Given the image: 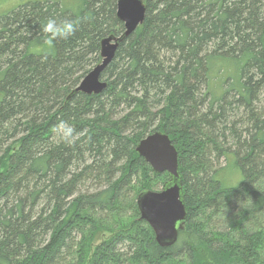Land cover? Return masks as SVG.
Returning <instances> with one entry per match:
<instances>
[{"label":"trees","instance_id":"1","mask_svg":"<svg viewBox=\"0 0 264 264\" xmlns=\"http://www.w3.org/2000/svg\"><path fill=\"white\" fill-rule=\"evenodd\" d=\"M143 1L105 89L69 99L124 29L117 0H23L0 16V264H264V0ZM49 18L81 23L42 61L31 49ZM155 130L177 149L187 211L168 247L135 201L168 178L134 150ZM229 165L235 185L221 183Z\"/></svg>","mask_w":264,"mask_h":264},{"label":"water","instance_id":"2","mask_svg":"<svg viewBox=\"0 0 264 264\" xmlns=\"http://www.w3.org/2000/svg\"><path fill=\"white\" fill-rule=\"evenodd\" d=\"M145 12L143 0H117L116 16L123 23V31L100 40L101 61L81 78L66 99L78 92L92 95L105 89L107 82L101 78L103 70L114 58L119 44L142 24ZM134 150L154 173H167L168 178L160 190H141L135 201L139 218L148 223L154 240L162 247L171 246L185 229L187 218L177 149L166 132L155 130L138 140Z\"/></svg>","mask_w":264,"mask_h":264},{"label":"clouds","instance_id":"3","mask_svg":"<svg viewBox=\"0 0 264 264\" xmlns=\"http://www.w3.org/2000/svg\"><path fill=\"white\" fill-rule=\"evenodd\" d=\"M80 23V19H64L57 22L55 19L49 18L41 26L42 38L33 45L32 54L39 56L42 61L47 60L53 54L54 42L58 39H68L74 35ZM53 133L58 137L59 142L66 146H73L80 138L74 127L66 121H60L55 125Z\"/></svg>","mask_w":264,"mask_h":264},{"label":"rangeland","instance_id":"4","mask_svg":"<svg viewBox=\"0 0 264 264\" xmlns=\"http://www.w3.org/2000/svg\"><path fill=\"white\" fill-rule=\"evenodd\" d=\"M22 1L23 0H0V16L3 15L5 12H8L9 10H11L12 8L17 6L18 4H20ZM263 98H264V96H263ZM239 172L240 171H238V169H237V173H235V168L232 165H229L227 167V169L225 170V173L221 176V180H222L221 183L224 185H235V184H237L241 179V175ZM158 174H160V173H158ZM154 177H157V176H154ZM163 177L166 178V175H162V177L159 176L158 178H156L154 180V181H156V184L153 187H150V189L160 190V188L162 187V183L167 179L166 178L165 180H163L162 179ZM135 196H136V194H135ZM135 199H136V197H135ZM219 221H220V218L217 215L216 216L214 215L211 218L208 225L210 227L215 226L216 224L219 223Z\"/></svg>","mask_w":264,"mask_h":264},{"label":"bare ground","instance_id":"5","mask_svg":"<svg viewBox=\"0 0 264 264\" xmlns=\"http://www.w3.org/2000/svg\"><path fill=\"white\" fill-rule=\"evenodd\" d=\"M145 189L152 190V189H150V188H142V189H140V191H141V190H145ZM140 191H139V192H140ZM139 192H138V193H139ZM138 193H137V194H138ZM136 197H137V195H136Z\"/></svg>","mask_w":264,"mask_h":264}]
</instances>
